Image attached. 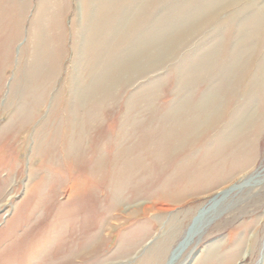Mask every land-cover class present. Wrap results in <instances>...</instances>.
Listing matches in <instances>:
<instances>
[{
	"label": "rangeland",
	"instance_id": "obj_1",
	"mask_svg": "<svg viewBox=\"0 0 264 264\" xmlns=\"http://www.w3.org/2000/svg\"><path fill=\"white\" fill-rule=\"evenodd\" d=\"M209 1L0 0V264H264V0Z\"/></svg>",
	"mask_w": 264,
	"mask_h": 264
},
{
	"label": "bare ground",
	"instance_id": "obj_2",
	"mask_svg": "<svg viewBox=\"0 0 264 264\" xmlns=\"http://www.w3.org/2000/svg\"><path fill=\"white\" fill-rule=\"evenodd\" d=\"M81 1V3H82V7H83V12L85 13V15L87 14V16H85L86 18H85V20H84V24L85 25H87L88 23H90V21H95V22H97V21H99L98 19L100 18L101 19V21L102 22H104V26H105V24L106 25H108L110 22H111V16H112V13H113V9L111 8V4L113 3V4H115V5H118V3L120 4V6L118 5V7H116L114 10L119 14V13H121L117 18H116V21L115 22H117V23H115L116 25H115V30L114 31H116V30H118V27H119V25L120 26H123V25H125L126 26V24H124L126 21H124L126 18H127V16L129 17L130 15H132L133 14V10H137V9H142V7H144L145 5L146 6H148L147 5V0H134V2L130 5V6H128V7H126V3H127V0H80ZM207 1H209V0H207ZM207 1L205 0V4H207V6L209 5V7H210V4H208L207 3ZM240 1H242V0H229V2L230 3H232V6H234L235 4H237V3H239ZM149 2V1H148ZM210 2V1H209ZM146 3V4H145ZM94 4V5H93ZM149 4V3H148ZM221 4V3H220ZM217 5V4H216ZM92 6H94V8H95V11L93 12V13H90L89 11L91 10V7ZM156 6V5H155ZM154 6V7H155ZM206 5H205V7H207ZM218 6V5H217ZM216 6V7H217ZM119 7H121L122 8V11L120 12V8ZM200 6H198V8H199ZM204 7V8H205ZM148 8V7H147ZM210 8H212V7H210ZM136 10H135V12H136ZM207 10V9H206ZM212 10H214V9H212ZM202 11H204L203 9H202ZM138 12V11H137ZM215 12H217V11H215ZM91 14V16L89 15L88 16V14ZM131 13V14H130ZM187 13V12H186ZM230 13V12H229ZM140 14V13H139ZM197 14V13H196ZM224 14V13H223ZM170 15V14H169ZM134 16H135V14H134ZM134 16L132 17H129L128 19H130V18H134ZM138 16V15H137ZM136 16V18H138ZM165 16V15H164ZM87 17H89V20H87ZM170 17H172L171 15H170ZM180 17H181V15H180ZM184 17V16H183ZM189 17V16H188ZM197 18H198V15L196 16ZM195 17V18H196ZM196 18V19H197ZM113 20V19H112ZM162 20V19H161ZM165 20V19H164ZM163 20V21H164ZM160 21V20H159ZM158 20H157V22L156 23H158L159 22ZM88 22V23H87ZM133 22V21H132ZM153 22H155V21H153ZM161 22V21H160ZM156 23H152V24H155L154 25V27L153 28H155V26H156ZM81 24H83V23H81ZM128 24V23H127ZM133 24V23H132ZM131 24V25H132ZM151 24V26H153ZM181 24V23H180ZM159 25H161V24H159ZM195 25V24H194ZM82 26V25H81ZM81 26H79V29H78V31H79V34H80V36H81ZM102 26V25H101ZM130 26V25H129ZM157 26H158V24H157ZM132 27V26H131ZM148 27V26H147ZM150 27V26H149ZM148 27V30L150 29ZM169 27H170V25H169ZM183 27V26H182ZM135 28H136V26H135ZM135 28H133V29H135ZM152 28V27H151ZM133 29H131V30H133ZM137 29V28H136ZM153 29H151V31H152ZM157 30H159V32H160V30L162 31L163 30V28L162 29H159V28H157ZM165 30V31H164ZM163 31L166 33V28L164 29ZM147 31V30H146ZM169 31H171L170 29H169ZM202 31V30H201ZM138 32V31H137ZM144 32V31H143ZM149 32H150V30H149ZM155 32H156V30H155ZM147 33H148V31H147ZM152 33H153V35L154 34H156V33H154V30L152 31ZM139 34V33H138ZM149 34L150 33H148L147 35L149 36ZM158 34V33H157ZM161 34V33H160ZM144 35V34H143ZM163 35V34H162ZM166 35H167V33H166ZM107 36V35H106ZM157 36V35H156ZM169 36V35H168ZM102 37H105V36H102ZM135 37V36H134ZM139 37H141V36H139ZM143 37V36H142ZM149 37H152L151 35L149 36ZM158 37V36H157ZM167 37V36H166ZM111 38H112V36H111ZM144 38V37H143ZM147 38V37H146ZM162 38V37H161ZM138 38H136V40H137ZM160 39V38H159ZM163 39V38H162ZM80 40H81V47L82 46H85L84 44L86 43L85 42V37L84 38H80ZM107 39H105V41H106ZM132 40H134V39H132ZM161 40V39H160ZM165 40V39H164ZM163 40V41H164ZM169 40V39H168ZM171 40V39H170ZM77 41H79V40H77ZM102 41H104V40H102ZM138 41V40H137ZM141 41V40H140ZM139 41V42H140ZM143 41V40H142ZM162 41V42H163ZM175 41V40H174ZM106 42H108V40L106 41ZM150 42V41H149ZM149 42H148V45L147 46H149ZM153 41H151V43H152ZM145 43H147V41H145ZM145 43H140V44H142V45H144V46H146V44ZM169 43V42H168ZM171 43V42H170ZM132 44V43H131ZM134 44V43H133ZM132 44V45H133ZM140 44H138V43H136L135 42V45H139L140 46ZM153 44H155V42L153 43ZM161 44V43H160ZM159 44V45H160ZM172 44V43H171ZM35 45V44H34ZM156 45V44H155ZM152 46V45H151ZM154 46V45H153ZM164 46V45H163ZM35 47H36V45H35ZM133 47V46H132ZM156 47V46H155ZM159 47H161V46H159ZM168 47V46H167ZM146 48V47H145ZM164 48H166V47H164ZM140 49V48H139ZM144 49V48H143ZM170 49V48H169ZM131 50V49H130ZM134 50H137L136 48L134 49ZM141 50V49H140ZM146 50H149V49H145V51ZM239 50V49H238ZM81 51H82V49H81ZM127 51H129V50H126V52ZM132 51V50H131ZM168 51V50H167ZM211 51V50H210ZM124 52V51H123ZM137 52L139 53V51L137 50ZM137 52H134L135 54L137 53ZM141 52V51H140ZM143 52V51H142ZM147 52V51H146ZM145 52V53H146ZM134 53H132V54H134ZM144 53V55H146ZM160 53H161V51H160ZM208 53V52H207ZM207 53H205V54H207ZM123 53H121V57L125 54H123ZM127 54H128V52H127ZM130 54V53H129ZM150 54V53H149ZM169 54V53H168ZM240 54H242V53H240ZM126 55V54H125ZM124 55V56H125ZM141 55V54H140ZM139 55V56H140ZM207 55H209V53L207 54ZM116 56H120V55H116ZM138 56V57H139ZM143 56V55H142ZM242 56H243V54H242ZM137 56L135 55V57H133L131 54L127 57V59L128 60H133L134 58H136ZM145 57V56H144ZM147 57H149V56H147L146 55V58ZM157 57V56H156ZM165 57V56H164ZM163 57V58H164ZM200 57V56H199ZM35 58V57H34ZM123 58V57H122ZM125 58H126V56H125ZM149 58H151V57H149ZM206 57H204V59H205ZM211 58V57H210ZM210 58H209V60H210ZM137 59H139V58H137ZM140 59H141V57H140ZM148 59V58H147ZM200 59H202V58H200ZM199 59V61H201ZM152 60V59H151ZM151 60H150V62H151ZM33 61V60H32ZM124 61V60H123ZM123 61H121V62H123ZM141 61V60H140ZM206 61V60H205ZM121 62H119V65L121 64ZM127 61H125V63H126ZM136 62V61H135ZM142 62H144V61H142ZM146 62V61H145ZM149 62V63H150ZM153 62V61H152ZM148 63V64H149ZM193 63V62H192ZM192 63H190V67H191V65H192ZM202 63H204V62H202ZM31 64H33V63H31ZM36 64V63H35ZM115 64V63H114ZM143 64V63H142ZM193 64H195V63H193ZM201 64V63H200ZM104 65V64H103ZM108 65V64H107ZM111 65H113V64H111ZM115 65H117V64H115ZM124 65V64H123ZM102 66V64L101 65H96V64H94L93 66H92V69H91V75H89V78H90V80H89V86L88 85H86V86H84V83L81 85V80H76V78H73V81H72V83H71V93H70V104H71V102H73V106H77V104L78 105H81L82 104V102L85 100V98H86V96H87V94H88V92H90V90H92L93 89V86L95 85V88L96 87H102V85L101 84H103L104 82H105V79L107 78V76H108V74L107 75H105L104 76V73H105V71H103L100 67ZM128 66V65H127ZM152 66V65H151ZM201 66V65H200ZM113 67H118V66H113ZM139 67V63H133V67L132 68H138ZM187 68V69H189V71H192V73H194L195 71H197V70H195V69H193V70H191V68ZM193 67H195L194 65H193ZM37 66L35 65V67L33 68V71H36L37 70ZM99 68V70L98 71H100V69H101V71L100 72H103L101 75H100V77H96V79H94L93 78V75L95 74L94 72L97 70ZM116 68H113L112 70H114V69H116ZM119 68V67H118ZM129 68V67H128ZM204 68H205V66H204ZM231 68V67H230ZM258 69V70H257ZM257 69H256V72H258V74H259V76L261 77V80L262 79H264V54L262 55V57H261V60L259 61V63L257 64ZM108 70H110L109 68H108ZM195 70V71H194ZM230 69H228V71H229ZM247 70V69H246ZM182 71H184L185 72V69L184 70H182ZM97 72V71H96ZM109 71H107V73H108ZM111 72V71H110ZM183 72V73H184ZM186 72H188V71H186ZM180 73H182V72H180ZM189 73V72H188ZM191 72H190V76H191V74H192ZM96 74H99V72L98 73H96ZM185 74V76H186V73H184ZM195 74V73H194ZM227 75V74H226ZM184 76V78H186ZM182 76H180L179 78H181ZM192 77V79H193V77L194 76H191ZM191 77H188V78H186V79H184V81H185V83H186V81H192V79L191 80H189V78H191ZM254 77V76H253ZM194 78H196V76L194 77ZM188 79V80H187ZM254 79V78H253ZM253 79L252 80H250V82H252L253 83ZM113 80V79H112ZM260 80V81H261ZM183 81V82H184ZM194 81V80H193ZM180 82H181V80H180ZM179 82V83H180ZM185 83H182L181 82V84H185ZM188 83V82H187ZM192 83V82H191ZM101 85V86H100ZM188 86V85H187ZM253 86V85H252ZM178 87H180L179 85H178ZM182 87H184V86H182ZM186 87V86H185ZM185 87H184V90H185ZM148 88V87H147ZM187 88V87H186ZM90 89V90H89ZM216 89V88H215ZM263 89V91H264V87L262 88ZM107 90V89H106ZM146 90V89H145ZM149 90V92H150V88L148 89ZM246 90H248V89H246ZM145 93V92H144ZM204 94H206V93H204ZM143 95V94H142ZM207 95V94H206ZM210 95H212V94H210ZM210 95H208V97L210 96ZM215 95V94H214ZM214 95H212V96H214ZM243 95V94H242ZM181 96V95H180ZM205 96V95H204ZM220 96V95H219ZM218 96V97H219ZM179 97V96H178ZM218 97H216V98H218ZM144 98V97H143ZM215 98V97H214ZM146 100H147V98H145ZM144 99V100H145ZM150 99V98H149ZM213 99V98H212ZM200 100V99H199ZM203 100V99H202ZM204 100H206V99H204ZM204 100L203 101H200V102H204ZM208 100V99H207ZM214 100V99H213ZM209 101V100H208ZM177 102V101H176ZM200 102H198V104H200ZM206 102V101H205ZM181 103V102H180ZM196 103V102H195ZM194 103V104H195ZM212 103V102H211ZM182 104H185V103H182ZM193 104V105H194ZM197 104V103H196ZM205 104H208V103H205ZM174 105H177V103H175ZM173 105V106H174ZM187 105V104H186ZM183 106V105H182ZM181 106V107H182ZM189 105H187V107H188ZM179 107V106H178ZM187 107H185L186 109H188V110H191L190 108H187ZM213 107V106H212ZM177 108V107H176ZM185 108H183V111H184V113H185V111H186V109ZM202 107L200 106V108L199 109H201ZM203 108H205V107H203ZM207 108V107H206ZM174 109H175V106H174ZM185 109V110H184ZM211 109V108H210ZM248 109V108H247ZM178 110V109H177ZM193 110V109H192ZM213 110H214V107H213ZM171 111V110H170ZM182 111V110H181ZM194 111H196L197 112V110H194ZM206 111V110H205ZM209 111L210 110H207L206 112H208L209 113ZM212 111V110H211ZM192 112V111H191ZM218 112V111H217ZM180 113V112H179ZM194 113V112H193ZM205 113V112H204ZM211 113V112H210ZM172 115H173V113H171ZM188 114V113H187ZM200 114V113H199ZM241 115V114H240ZM70 116L71 117H73L74 118V120H75V114H74V112L73 111H71V113H70ZM185 116V115H184ZM171 117V115L168 117V118H170ZM165 118H166V116H165ZM185 117H182V119H184ZM173 119V118H172ZM174 119H175V116H174ZM194 119V118H193ZM196 119V118H195ZM239 119H241L240 117H239ZM238 119V120H239ZM197 120H198V118H197ZM201 120V119H200ZM202 120H204L203 118H202ZM206 120V119H205ZM204 120V121H205ZM209 120V119H208ZM244 120V119H243ZM162 121V120H161ZM164 121V120H163ZM171 121V120H170ZM177 121V120H176ZM180 121V120H179ZM210 121V120H209ZM183 122H185V121H183ZM72 123H73V121H72ZM76 122H74V124H75ZM166 123V122H165ZM170 123V122H169ZM168 123V124H169ZM173 123V122H172ZM171 123V124H172ZM181 123V122H180ZM235 123V122H234ZM74 124H72V125H70L69 126V128H72L73 126H76V125H74ZM170 124V126H172L173 125V127H174V124H172L171 125ZM176 125V124H175ZM177 125H178V123H177ZM196 124H195V122L194 121H191V122H187V124H186V126H185V129L187 130L186 131V133L188 134V132H189V130H192V128H194V126H195ZM235 125V124H234ZM169 126V125H168ZM233 126V125H232ZM235 127V126H234ZM233 127V128H234ZM231 128V127H230ZM232 128V129H233ZM236 128V127H235ZM235 128L233 129V131H235L236 132V130H235ZM238 129H239V127H237ZM183 129H184V127H183ZM231 129V130H232ZM194 130V129H193ZM238 131V130H237ZM78 132V131H77ZM230 132V131H229ZM234 133V132H233ZM233 133H231V134H233ZM187 134H186V136H187ZM189 135V134H188ZM180 138H181V136H180ZM186 138V137H185ZM184 137H183V140L185 139ZM70 160H69V163H72L73 162V158H69ZM204 193V192H203ZM197 195V194H196ZM194 196V195H193ZM190 197H188V198H186V199H189ZM183 202V201H182ZM203 213H201L200 214V216H198V220H199V218L201 217V215H202ZM197 220V221H198ZM193 226H195V222H194V224H193ZM229 264V263H228Z\"/></svg>",
	"mask_w": 264,
	"mask_h": 264
}]
</instances>
